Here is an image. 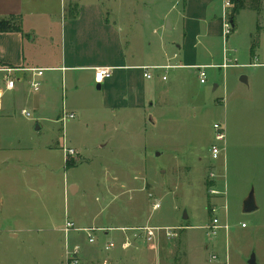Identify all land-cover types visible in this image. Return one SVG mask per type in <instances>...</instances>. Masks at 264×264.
<instances>
[{"label": "rangeland", "instance_id": "obj_1", "mask_svg": "<svg viewBox=\"0 0 264 264\" xmlns=\"http://www.w3.org/2000/svg\"><path fill=\"white\" fill-rule=\"evenodd\" d=\"M83 1L90 3L93 0ZM103 1L104 8L120 9L124 14L129 9L141 11L150 6L160 12L164 11V7L170 9L177 5L176 0H146L148 5L144 4L145 0ZM260 11V14L242 11L237 28L232 30L226 43L224 39L216 43L220 54H223L226 44L229 57H233L239 65L208 69L210 80L205 85L200 84L197 75L186 79L181 90L170 92L163 108L166 119L163 120L161 112L156 124L149 117L154 114L153 110L148 109L143 117L136 113L141 117L135 115L128 126L121 128V134L115 133L112 127H98V146L102 142H107L109 146L107 151L98 149L88 155L93 158L89 165L86 162L78 168L63 165L60 174L51 175L49 162L57 168L62 152L41 149V146L48 142L57 144L62 137L60 129L52 131L44 127L38 133L31 129L30 133L24 126L25 119L18 112L12 121L17 126L9 120H0V144L5 148L1 154L4 157L25 155L26 161L31 160L32 168L40 174L38 180L30 185L26 178H22L15 185V193H10L12 197L8 198L6 194L4 204L0 205V264H66V242L70 246H81V264H105V258L98 262V249L92 248L98 232H92L95 240L90 242L85 231L73 229L66 236L64 232L48 229L57 224L64 225L66 218L73 221L75 227L92 225L95 221L96 225L139 227L149 224L167 228L150 242L143 233L123 232L124 239L130 237L133 244L126 250L120 245L113 248L110 251L113 264H249L253 253L257 262L264 264V173L260 169L264 163V67L249 65L263 62L264 8ZM181 12L178 4L170 16L174 21H183ZM141 16L134 18L139 20ZM152 17L148 33L154 52L162 29L156 21L157 17ZM130 18L124 16L123 20ZM155 28H159L158 32L154 31ZM130 30L129 38L133 35ZM133 30L136 34V29ZM182 36V27H177L170 30L166 38L172 41L180 40ZM255 42L256 52L260 53L258 58L251 54ZM135 47L140 49L141 46L136 42ZM246 61L251 63L242 64ZM171 71L168 70L169 73ZM182 71L194 72L193 69ZM247 73L251 76V83H240L241 75ZM218 82L219 86L215 87ZM16 106L17 109L22 104ZM155 115L159 117V113ZM106 119L110 123L114 120L112 114ZM216 122H223L227 133L226 151L219 161H214L210 153L215 143ZM77 123V119L67 122L69 134L77 141H88L90 136L86 134L89 136L86 139ZM17 132L23 134L24 141L20 144L13 140ZM72 160L69 161L71 165L76 162ZM104 164L110 166L109 176L98 184ZM213 164L214 167H211ZM1 168L0 183L5 186L7 165ZM123 169L135 178L130 182L133 191L125 187L127 175L123 174ZM211 169L219 174L217 187L225 191V195L218 198L222 201L218 202V214L224 222L223 206H226L230 225L228 234L224 232L214 240H209L202 228L212 218L208 203L211 196L206 186ZM116 171L119 176L113 177ZM106 178L110 180L111 190H105L107 199L99 200L97 198L103 194ZM74 180L81 185L77 195L69 190V184ZM60 181L67 182L65 193L59 185L62 184ZM131 195L134 196L133 206L127 205L126 200ZM250 195L257 199L259 208L245 212L244 203ZM155 202H160L161 208L154 210ZM11 226L34 229L31 232L22 231L19 237L13 238L6 230ZM219 238L222 241L217 242ZM214 254L218 259H212ZM226 255L229 256L228 263ZM107 257L110 258V254ZM109 258L106 259L108 264Z\"/></svg>", "mask_w": 264, "mask_h": 264}, {"label": "crops", "instance_id": "obj_2", "mask_svg": "<svg viewBox=\"0 0 264 264\" xmlns=\"http://www.w3.org/2000/svg\"><path fill=\"white\" fill-rule=\"evenodd\" d=\"M148 3L145 0L144 4L148 5ZM176 3L182 9L183 21H174L170 16L177 5H173L170 9L164 7L162 8L164 11L160 12L157 9H151L150 6L141 11L129 9L128 13L124 14V11L120 9L104 8L103 0H93L90 3L83 0H0V17L15 16L21 25V30L0 31V78L2 80L0 82V120H9V123L17 126L16 122L12 121L18 112L19 116L25 119L24 126L30 133L31 129L38 133L44 127L52 131L60 129L62 137L57 144L48 142L41 146V149L49 148L51 151L62 152V160L57 168L49 162L48 168L51 175L60 174L61 166L65 167L64 141L77 150L73 159L76 162L69 168H78L85 162L89 165L93 158L88 155L98 149L107 151L109 146L107 142H102L98 146V127L100 129L112 127L115 133L121 134V128L128 126L137 115L136 113L143 117L148 109L154 112L153 115H149L154 124L160 119L161 112L163 120L166 119L163 108L170 92L181 90L186 79H193V75H197L200 81L197 69L192 66L223 63V54H220L216 46L219 40L224 39L222 0H176ZM244 3L245 7L233 19L235 29L242 11L260 14V10L264 8V0H261L260 10L252 7V0H244ZM136 15H142L141 19L136 20L134 18ZM124 16L131 18L126 21L123 20ZM152 16L157 17L156 21L162 29L160 41L154 52H152V41L148 33ZM177 27H182L184 36L180 40L170 41L166 36L170 30ZM159 28H155L154 31L158 32ZM130 29L133 32L131 38H129ZM133 29H136V34ZM195 38L196 42H194ZM136 42L141 46L140 49L135 47ZM199 45L202 46L199 48ZM256 45L257 42L254 43L251 51L254 58L260 57V53L256 52ZM230 58L233 59L231 56ZM262 58L263 62L259 63H264V55ZM249 63L246 61L242 64ZM166 64L183 66L169 69L172 70L170 73L168 70L155 69L153 78L145 77L144 66ZM102 66L113 67V74L105 81L97 83L95 69ZM4 68H9L10 71ZM184 69H193L194 72L187 73L182 71ZM38 70H42L41 75L37 74ZM163 76L167 79H163ZM243 76H246L247 82L241 80ZM241 78L240 83H251L249 73L242 74ZM8 79L15 81L13 89L7 88ZM209 80L200 84L205 85ZM34 81L41 83L37 90L32 85ZM218 86L219 82L215 83V87ZM17 103L22 106L16 109ZM24 109L32 113L31 118L23 114ZM64 109L76 115L68 121L77 119L80 133L86 139L90 136L88 141H77L72 138L67 128L68 121L64 123L61 120ZM155 113H159L158 118ZM109 114H112L114 119L111 123L105 120ZM140 115L137 116L141 117ZM17 133L13 140L20 144L19 142L24 141L23 134ZM86 134L89 136H85ZM2 150L5 148L0 144V171L2 165H7L5 182L4 178L2 179L5 186L0 183L1 205L4 204L6 194L8 198L12 197L10 193H15V185H18L22 178H26V182L30 185L40 177V174L32 168L31 160L26 161L25 155L4 157L1 154ZM200 159L203 161V157ZM211 167H214V164ZM109 169L110 166L104 164V171L98 178V184L104 177L109 176L107 175ZM260 169L264 173V163L261 164ZM122 172L127 175L125 187L133 191L130 182H133L135 178L124 169ZM115 173L113 177H118L119 173L117 171ZM262 180L263 178L260 182ZM109 181V178L105 179L103 194L97 199H107L105 190L108 192L111 190ZM208 182L209 179L206 181V186ZM66 184L67 182L59 184L62 185L64 193ZM69 190L73 195H77L81 190L80 183L74 180L69 184ZM133 198L134 196L131 195L129 199H126L127 205H134ZM218 198H211L208 202L209 207L212 202H222ZM255 201L257 210L259 204L257 199ZM225 216L224 222H228L227 208ZM67 220L69 219L66 218ZM64 227L65 224H57L48 229L64 232ZM125 227L130 226L104 223L96 225L94 221L92 225L87 224L79 228H95L98 236L92 248L98 249V262L104 258L105 262L110 254V264H113L114 259L110 251L117 245L122 248L124 233L120 228ZM33 229L16 226L6 228L13 238L19 237L22 231L31 232ZM220 234L222 236L225 233L221 231ZM111 241L115 242V247L107 250L106 246ZM220 241L222 238H219L217 242Z\"/></svg>", "mask_w": 264, "mask_h": 264}, {"label": "built area", "instance_id": "obj_3", "mask_svg": "<svg viewBox=\"0 0 264 264\" xmlns=\"http://www.w3.org/2000/svg\"><path fill=\"white\" fill-rule=\"evenodd\" d=\"M234 0H222V31H223V38H224V43H226V40L228 39L229 35L231 34L232 30L234 29L233 25V9H234ZM229 50L226 47V44H224V49H223V63L222 64H208V65H195L192 66L197 69L199 78L201 83H206L208 80V69L210 68H227L231 66H237L239 64L235 63L233 59L229 57ZM177 56V55H176ZM249 65L252 66H263L264 63H259V62H254ZM183 65H175V64H166V65H161V66H144V75L146 78L151 79L153 78V70L155 69H164V70H169L171 68H176V67H182ZM4 70L10 71L9 68H4ZM95 81L97 83H101L105 81L106 79L112 77L113 74V67L110 66H102V67H97L95 69ZM38 75L42 74V70L37 71ZM163 79H167L166 76H163ZM15 85V81L13 79H8L7 80V88L8 89H13ZM33 87L37 90L39 89L41 83L39 81H34L33 82ZM23 114L26 117L31 118L32 113L28 111L27 109L23 110ZM75 114L72 112H68L67 110L64 109L62 113L61 120L66 123L69 119L75 118ZM214 133H215V143L212 144L210 148V153L211 157L214 161H219L221 157L224 155L226 151V139H227V133H226V126L223 122H216L214 124ZM63 152L65 156V167L68 164L69 161H71L72 157H75L77 154V150L70 147L66 141H64L63 145ZM67 168V167H66ZM219 174L215 172L214 169H211L209 172V183L210 185L207 186V190L211 198L219 197L222 195H225V191L220 190L217 187V178ZM225 209L227 208L226 206ZM161 208V204L159 202H155L153 204V209L157 210ZM220 206L218 205L217 202H212L210 203V214H211V221L204 225L202 228L206 230V235L209 240H214L216 239L221 231H224L226 234H228V231L230 229V225L228 222H223L218 214ZM245 226V223L243 224ZM79 230V231H85L88 232V237L90 242H93L95 240V237L93 235V231L95 229L92 228H79L75 227V224L73 221L67 220L65 223L64 227V232L65 235L67 236L71 230ZM167 228L161 227V226H155V225H143L139 227H125V228H120L122 232L127 234L128 231H137L134 234L139 235L143 233L146 236V239L150 241H155L159 236L161 231L165 230ZM122 247L124 249H127L128 247L132 246L133 240L130 239V237L126 236V238L122 242ZM115 247V242L111 241L109 244L106 246V249H112ZM64 252H65V260L66 264H81V246L79 244H75L74 246H70L68 242H66L65 247H64ZM212 259H218L217 255H213ZM108 261H105V264H107ZM226 263H228V256L226 258Z\"/></svg>", "mask_w": 264, "mask_h": 264}, {"label": "trees", "instance_id": "obj_4", "mask_svg": "<svg viewBox=\"0 0 264 264\" xmlns=\"http://www.w3.org/2000/svg\"><path fill=\"white\" fill-rule=\"evenodd\" d=\"M234 9L232 18H235V15L245 7L244 0H234ZM252 7L260 10L261 9V0H252ZM13 30H21V25L17 17H10V18H2L0 17V31H13ZM67 166H71L70 162H68ZM208 185L210 183L208 182Z\"/></svg>", "mask_w": 264, "mask_h": 264}, {"label": "water", "instance_id": "obj_5", "mask_svg": "<svg viewBox=\"0 0 264 264\" xmlns=\"http://www.w3.org/2000/svg\"><path fill=\"white\" fill-rule=\"evenodd\" d=\"M241 80L242 81H244V82H247V80H246V76H243L242 78H241ZM1 196H2V193H1V191H0V200H1ZM255 199H254V196L253 195H250L247 199H246V201H245V203H244V211L245 212H252V211H254V210H256V204H255ZM0 205H1V201H0ZM185 218H187L188 216H187V214L185 213V216H184ZM249 264H259L258 262H257V258H256V254L255 253H253L252 255H251V257H250V259H249Z\"/></svg>", "mask_w": 264, "mask_h": 264}]
</instances>
